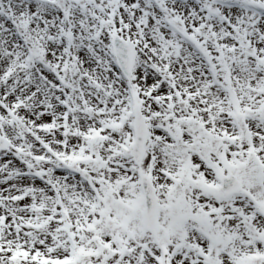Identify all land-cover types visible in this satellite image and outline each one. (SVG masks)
Segmentation results:
<instances>
[{
  "label": "snow or ice",
  "instance_id": "6c2138e0",
  "mask_svg": "<svg viewBox=\"0 0 264 264\" xmlns=\"http://www.w3.org/2000/svg\"><path fill=\"white\" fill-rule=\"evenodd\" d=\"M0 264H264V0H0Z\"/></svg>",
  "mask_w": 264,
  "mask_h": 264
}]
</instances>
